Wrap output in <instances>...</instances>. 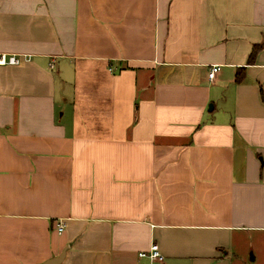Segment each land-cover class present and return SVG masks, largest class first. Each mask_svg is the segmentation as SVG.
<instances>
[{"label":"crops","instance_id":"obj_1","mask_svg":"<svg viewBox=\"0 0 264 264\" xmlns=\"http://www.w3.org/2000/svg\"><path fill=\"white\" fill-rule=\"evenodd\" d=\"M0 53V264H264V0H0Z\"/></svg>","mask_w":264,"mask_h":264},{"label":"built area","instance_id":"obj_2","mask_svg":"<svg viewBox=\"0 0 264 264\" xmlns=\"http://www.w3.org/2000/svg\"><path fill=\"white\" fill-rule=\"evenodd\" d=\"M27 57L26 55H8L6 53H0V65H6V64H11V65H18L20 64L22 61L26 60ZM220 70V66L219 65H213L210 67L209 72H208V78L213 81L217 75V73ZM65 225L63 224V222H60L58 225V230L60 233L63 232ZM142 257L148 256L150 257L152 260H163L164 259V255L162 254L160 247L157 243H153L151 245L150 250L147 252H141L139 254Z\"/></svg>","mask_w":264,"mask_h":264},{"label":"trees","instance_id":"obj_3","mask_svg":"<svg viewBox=\"0 0 264 264\" xmlns=\"http://www.w3.org/2000/svg\"><path fill=\"white\" fill-rule=\"evenodd\" d=\"M263 44H256L253 46V49L249 55V59H248V63H253L256 59L257 54L259 53V51L262 49ZM244 76V72H243V68H241L236 75V80L239 82L242 80Z\"/></svg>","mask_w":264,"mask_h":264},{"label":"water","instance_id":"obj_4","mask_svg":"<svg viewBox=\"0 0 264 264\" xmlns=\"http://www.w3.org/2000/svg\"><path fill=\"white\" fill-rule=\"evenodd\" d=\"M67 248L64 249L58 256H55L42 264H62L66 258Z\"/></svg>","mask_w":264,"mask_h":264}]
</instances>
